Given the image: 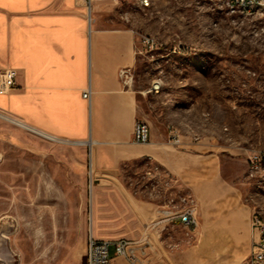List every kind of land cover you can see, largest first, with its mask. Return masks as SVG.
I'll list each match as a JSON object with an SVG mask.
<instances>
[{
    "label": "rangeland",
    "instance_id": "374dc122",
    "mask_svg": "<svg viewBox=\"0 0 264 264\" xmlns=\"http://www.w3.org/2000/svg\"><path fill=\"white\" fill-rule=\"evenodd\" d=\"M103 1L135 37L138 121L182 173L144 157L101 179L95 147L0 117V264H86L91 231L135 242L138 264H246L261 238L252 218L264 223V158L250 175V158L264 157V5ZM189 207L193 234L174 220ZM114 252L112 264H130Z\"/></svg>",
    "mask_w": 264,
    "mask_h": 264
},
{
    "label": "crops",
    "instance_id": "0c3cea01",
    "mask_svg": "<svg viewBox=\"0 0 264 264\" xmlns=\"http://www.w3.org/2000/svg\"><path fill=\"white\" fill-rule=\"evenodd\" d=\"M107 6L95 0L90 21L84 0H0V71H19V88L0 95V113L47 139L95 147L101 179L144 157L181 174L164 144L133 141L137 96L119 72L136 63L135 37ZM89 87L91 102L83 98ZM224 223L236 228L239 220Z\"/></svg>",
    "mask_w": 264,
    "mask_h": 264
},
{
    "label": "built area",
    "instance_id": "2783aa9c",
    "mask_svg": "<svg viewBox=\"0 0 264 264\" xmlns=\"http://www.w3.org/2000/svg\"><path fill=\"white\" fill-rule=\"evenodd\" d=\"M88 10V17L91 21V8L92 4L95 0H84ZM118 1V0H112ZM260 0H255L251 2V7L258 8L259 5H264L259 2ZM141 5L145 6L144 0H139ZM19 71L13 68H3L0 71V95H6L9 92L16 90L19 88L18 84ZM119 77L123 81V83L127 86H130L133 82L134 76L132 69L124 68L119 72ZM158 90V85H157ZM151 90V91H157ZM83 98L91 102L92 99V90L89 87L84 93ZM151 138V130L150 127L142 121H137L134 128V143L140 145H147L150 143ZM178 142V141H177ZM264 157L262 156H253L250 158V175L253 176L260 168L261 160ZM158 170V168H155ZM186 203L193 204L195 200L193 198H184L182 200ZM178 214V213H177ZM175 223L178 221L184 228L188 230L189 233L193 234L198 229V219L195 213V209L193 207H189L181 211L178 216L174 217ZM252 226L259 230L261 233V238L259 242L256 244L254 248L253 256L248 260L246 264H264V223L258 217L254 216L252 218ZM135 244V242L126 240V239H118V240H106V239H97L93 231H91L87 246H86V264H112L109 249L111 246L115 247L114 256L118 258L126 259L130 264H138L131 255V248Z\"/></svg>",
    "mask_w": 264,
    "mask_h": 264
},
{
    "label": "bare ground",
    "instance_id": "6f19581e",
    "mask_svg": "<svg viewBox=\"0 0 264 264\" xmlns=\"http://www.w3.org/2000/svg\"><path fill=\"white\" fill-rule=\"evenodd\" d=\"M144 1H145V6H149V5H150L149 0H144ZM157 85H158V84H155L151 90H157ZM0 117H1V118H4V119H6V120H8V121H10V122H12V123H15L16 125H19V126L23 127V125H22L20 122L15 121V120H13L12 118L3 115L2 113H0ZM51 139H54V138H51ZM55 140H56V139H54V141H55ZM58 141H59V140H58ZM75 144H76V143H75ZM77 145H78V144H77ZM81 145H82V144H81Z\"/></svg>",
    "mask_w": 264,
    "mask_h": 264
}]
</instances>
